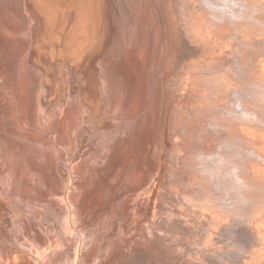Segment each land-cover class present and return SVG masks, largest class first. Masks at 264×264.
Masks as SVG:
<instances>
[{"label": "bare ground", "instance_id": "obj_1", "mask_svg": "<svg viewBox=\"0 0 264 264\" xmlns=\"http://www.w3.org/2000/svg\"><path fill=\"white\" fill-rule=\"evenodd\" d=\"M15 1L28 34L0 14V264L136 263L123 243L143 264H264V0H153L154 22L137 0L136 48L120 1ZM50 160L68 188L40 187ZM124 160L148 167L143 188H92Z\"/></svg>", "mask_w": 264, "mask_h": 264}, {"label": "rangeland", "instance_id": "obj_2", "mask_svg": "<svg viewBox=\"0 0 264 264\" xmlns=\"http://www.w3.org/2000/svg\"><path fill=\"white\" fill-rule=\"evenodd\" d=\"M21 1V0H20ZM116 1H120V2H122L123 4H124V6H125V8H123L124 9V12H125V14L127 15V16H129L130 17V19L128 20L129 21V23L128 24H126L125 23V26H126V28L124 29V31L122 30V32H128L129 34H132V39L130 40V43H133L134 45H135V48L139 45V42H140V38L141 37H143L144 36V34H145V32H147L148 30H149V28H148V22L145 24V28H144V25L142 24V21L140 20V18L136 15V11H135V4H136V1L137 0H116ZM156 3H157V0H156ZM23 2L21 1V3L20 2H18V1H15V0H0V14H3L4 15V19H5V23H10L12 26H15V25H17L16 27L17 28H20L17 32H19L20 30H22L21 32H23V35L25 36V35H27L28 34V31H27V29H24V28H26V27H28L27 26V23H24V19H23V17L21 16L22 14H23V12H24V8H23ZM158 13H159V11H158V9H157V7H156V5L154 4V2H153V0H151V2H150V9H149V16H152L153 17V22L155 21V19H156V17H157V15H158ZM158 18V17H157ZM149 22H152V21H149ZM151 28V40L153 39V37H152V32H153V30H154V28H155V26L153 25L152 27H150ZM16 32V33H17ZM125 32V33H126ZM154 44H155V46H154ZM154 44H153V46H154V48L156 47V42L154 41ZM156 50V49H155ZM55 58V57H54ZM7 73H6V71H2L1 72V70H0V75H6ZM51 80H53V79H51ZM120 82H121V85H119L118 87H115L116 88V90H118V89H120V88H122L123 86H124V84H125V81L122 79V81L120 80ZM2 84V85H1ZM0 85L1 86H3V87H0V92L3 90V92H4V96H5V94L7 93V92H5L6 91V89L4 90V88H6L4 85H3V83H2V81H1V78H0ZM172 96H174L172 93L170 94V96L168 95V99L170 98V102H172V100H176V98L175 97H172ZM172 98V99H171ZM2 103V102H1ZM4 104V103H3ZM2 104V105H3ZM1 105V104H0ZM0 121L2 122V124L4 123L5 124V121H10L11 122V120L13 119V116H11L12 115V112H14V110H12L10 107L9 108H7V110H9V112L8 113H6L7 111H6V109L4 110V108L2 107V106H0ZM3 108V109H2ZM3 111V112H2ZM5 114H6V116L7 117H9V118H6L5 119ZM3 115V117H1ZM3 118V119H2ZM1 122H0V125H1V127H3V125L1 124ZM30 122V121H29ZM28 122V123H29ZM7 124H9L8 122L5 124V125H7ZM27 124V123H26ZM10 126L12 125V122L9 124ZM33 125V123H31L30 125H27V126H25V125H23V124H21V126H23L22 128H23V130H26L27 129V131H34V127L32 126ZM24 127H26V129H24ZM137 128V127H136ZM32 133V132H31ZM33 134V133H32ZM33 137H35L34 135H31V138H33ZM34 139V138H33ZM221 146V145H220ZM117 147V146H116ZM47 150V149H46ZM151 150V149H150ZM46 155H48L49 156V158H51L52 156L51 155H49V153H45ZM155 155H153L152 156V161H153V159L155 158L154 157ZM154 157V158H153ZM52 159V158H51ZM131 159V158H130ZM145 159V160H144ZM157 160H155L154 159V165H153V173L154 174H152L151 175V177H150V179H149V181H148V183H149V185H147L145 188H147V189H145V191L147 192V190H148V188H150L151 186H153V184H154V182L156 181V179H157V177H158V171L157 170H160L161 169V165L163 164V162L162 161H160L158 158H156ZM47 160H49V159H47ZM132 160V159H131ZM131 160H129L128 162H125L126 160H124V162L122 161V163L120 164L119 163V165L121 166V168H120V166L118 165H115V166H117L116 167V170H115V173H113L112 171H111V169H109V171L108 170H103L101 173H102V179H104L105 177H106V183L103 185V186H99V184H96V185H93V187L92 188H95L97 185V187L96 188H106V189H109V188H112V186L114 185H116L115 187H113V188H115V192L116 193H118L117 195L119 196H117L119 199H123V198H121L120 196L122 195V194H125V195H130V194H132L134 191H135V189L137 190V188L138 189H140V188H143L145 185H146V182H145V174H144V171L146 172V171H148L147 169H148V167H146V166H144V164L146 163V156L144 155V158H143V160H144V164L142 165V168L141 169H137L136 167H133L132 168V165L134 166L135 165V162H134V164H133V161L131 162ZM142 160V161H143ZM159 160V161H158ZM54 160H50L49 162H53ZM160 163H161V165H160ZM54 164L55 163H52V169L50 168V169H48V171H46V170H43V172H44V176H45V178L43 179V181L41 182V184H40V187L42 188V190H45V189H54V188H59V186L62 184H64V186L66 187V188H68L69 186H67V184H65V183H63V182H61V180H59V177L56 175L55 176V174H56V171L54 170V168H55V166H54ZM128 164H130V165H128ZM159 166V167H158ZM54 167V168H53ZM117 168H118V170L119 171H117ZM131 168H132V170H131ZM160 168V169H159ZM124 169V170H123ZM134 169H137V172H136V170H134ZM41 170V169H40ZM120 170H122V171H120ZM134 170V171H133ZM141 171V172H139V171ZM144 170V171H143ZM42 171V170H41ZM46 171V172H45ZM117 171V172H116ZM124 171H125V173H124ZM131 171H132V173H134L133 174V176L131 175L132 173H131ZM156 171H157V174H155L156 173ZM52 174H51V173ZM137 174H136V173ZM149 172V171H148ZM55 173V174H54ZM106 173H108V175L106 174ZM128 173V174H127ZM142 175H141V174ZM49 174V175H48ZM52 175V177L54 178V179H52V177H51V175ZM54 174V175H53ZM118 174V175H117ZM126 174V175H125ZM135 174L137 175V176H135ZM48 175V176H47ZM125 175V176H124ZM122 176V177H121ZM124 176V177H123ZM135 176V177H134ZM48 177V178H47ZM58 177V180L59 181H57V178ZM110 177H112L111 178V180H109V181H107V179H110ZM125 177H127V179L125 178ZM139 177H143V178H139ZM120 178L122 179V180H120ZM136 178V179H135ZM156 178V179H155ZM101 179V180H102ZM141 179H143V181H141ZM153 179V180H152ZM116 180V181H115ZM86 184H88V185H90V189L89 190H91L92 188H91V186H92V184L94 183L92 180H90V178L89 177H87L86 178ZM138 181V182H137ZM51 182V183H50ZM52 182H54V184L52 183ZM117 184H116V183ZM140 182H143L142 184L140 183ZM60 183V184H59ZM127 183V184H126ZM142 185V186H139L140 184ZM162 183H163V180H162ZM51 186H50V185ZM95 184V183H94ZM120 184V185H119ZM126 186H125V185ZM62 185L60 186V188H64V186L62 187ZM112 185V186H111ZM26 186H28V187H26ZM53 186V187H52ZM95 186V187H94ZM110 186V187H109ZM24 187H25V189L22 191V195H23V197H26V199L28 198H30V197H33L32 196V194H34V191H35V189L32 187V185H30L28 182L26 183V184H24ZM50 187V188H49ZM109 187V188H108ZM33 189V190H32ZM93 190V189H92ZM112 190V189H111ZM118 191V192H117ZM123 191V192H122ZM133 191V192H132ZM126 192V193H125ZM127 192H129V193H127ZM121 194V195H120ZM25 195V196H24ZM123 197H124V195H122ZM34 198V197H33ZM108 198V201H107V204H105L106 206V208H109L108 206H110L111 205V201H110V197H107ZM28 199L27 200H23V201H25L26 203H28L27 201H28ZM24 202V203H25ZM109 202V203H108ZM132 206L134 205V204H131ZM117 206V208L119 207V205H116ZM105 209V208H104ZM148 216L147 214H144V215H142V217H136V218H130V214H129V217H126L127 218V220H129V221H131L132 219V221H134L135 219H136V221L137 222H139V226H138V228H139V230H140V232L141 231H143L144 229H143V227L145 226V225H143V224H141V223H145V219H147L146 218V216ZM145 216V217H144ZM123 217H125V216H123ZM143 220H144V222H143ZM128 221V222H129ZM140 225L142 226V227H140ZM139 238L137 237L135 240H134V242H131L132 244L131 245H133L134 243H135V241L136 240H138ZM123 245V247L126 249V250H124V248H123V250L124 251H127V252H129L128 253V255H130V256H127V258L125 257V259H128V260H130L131 258H133V257H135L136 258V263L138 262L139 264H143V262L140 260V258H139V253H137V254H135V251L133 252V250L131 249V247H129L128 245H126V246H124L125 245V243H123L122 244ZM164 245H166V246H164V248L166 249H170V247H172L171 245H169V244H164ZM128 246V247H127ZM168 246V247H167ZM128 248V249H127ZM129 250V251H128ZM156 254V253H155ZM165 255V254H164ZM165 256H167L168 257V259H164V257H163V259L162 260H164V263H166V264H170V263H173V264H195L196 262H193V263H189L188 261H186V259H185V263H183V260H182V256H180V257H177V258H175V257H173L171 254H170V256H169V252H167L166 253V255ZM138 257V258H137ZM161 257V258H162ZM171 258V259H170ZM181 258V259H180ZM139 259V260H138ZM158 259H159V257H158ZM138 260V261H137ZM160 260V259H159ZM178 260V261H177ZM143 261H145V260H143ZM148 261V262H147ZM147 261H145L146 263H144V264H151L152 262L150 261V260H147ZM158 261V260H157ZM170 261V262H169ZM120 262V261H119ZM142 262V263H141ZM135 262H134V264H136ZM157 264H159V263H157ZM197 264H199L198 262H197Z\"/></svg>", "mask_w": 264, "mask_h": 264}, {"label": "clouds", "instance_id": "obj_3", "mask_svg": "<svg viewBox=\"0 0 264 264\" xmlns=\"http://www.w3.org/2000/svg\"><path fill=\"white\" fill-rule=\"evenodd\" d=\"M197 159H200V157H198ZM235 184H236V186H237V188L236 189H234V191H237V192H239V191H243V183H242V181H240V180H236L235 181ZM218 191H219V189H218Z\"/></svg>", "mask_w": 264, "mask_h": 264}]
</instances>
